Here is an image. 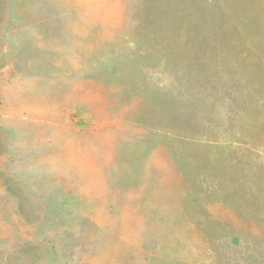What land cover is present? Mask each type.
I'll list each match as a JSON object with an SVG mask.
<instances>
[{
    "label": "rangeland",
    "instance_id": "rangeland-1",
    "mask_svg": "<svg viewBox=\"0 0 264 264\" xmlns=\"http://www.w3.org/2000/svg\"><path fill=\"white\" fill-rule=\"evenodd\" d=\"M0 264H264V0H0Z\"/></svg>",
    "mask_w": 264,
    "mask_h": 264
}]
</instances>
